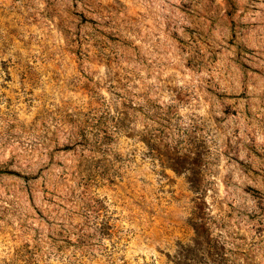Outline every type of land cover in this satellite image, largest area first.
I'll return each instance as SVG.
<instances>
[{
  "label": "rangeland",
  "instance_id": "374dc122",
  "mask_svg": "<svg viewBox=\"0 0 264 264\" xmlns=\"http://www.w3.org/2000/svg\"><path fill=\"white\" fill-rule=\"evenodd\" d=\"M0 264H264V0H0Z\"/></svg>",
  "mask_w": 264,
  "mask_h": 264
}]
</instances>
